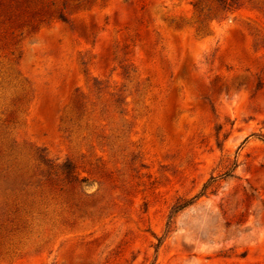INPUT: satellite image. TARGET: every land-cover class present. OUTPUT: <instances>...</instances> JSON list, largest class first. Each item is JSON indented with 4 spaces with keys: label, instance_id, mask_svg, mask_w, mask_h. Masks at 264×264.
<instances>
[{
    "label": "rangeland",
    "instance_id": "1",
    "mask_svg": "<svg viewBox=\"0 0 264 264\" xmlns=\"http://www.w3.org/2000/svg\"><path fill=\"white\" fill-rule=\"evenodd\" d=\"M4 1L0 264H264V0Z\"/></svg>",
    "mask_w": 264,
    "mask_h": 264
},
{
    "label": "trees",
    "instance_id": "2",
    "mask_svg": "<svg viewBox=\"0 0 264 264\" xmlns=\"http://www.w3.org/2000/svg\"><path fill=\"white\" fill-rule=\"evenodd\" d=\"M216 3V6L218 9L221 10H227V11H232L234 6H233V2L232 0H213ZM7 3L4 0H0V13L2 12V10H7ZM65 10V2H63L61 4V11ZM58 18L60 20H65L64 15L62 12L59 13ZM67 169V173L68 175H70L71 172H69V167L66 168ZM226 176H230V170L227 171L225 173ZM215 179L211 178L210 181H208L202 188V190L200 191V193H198L196 196H194L193 198L189 199V200H179L178 202H176V204H174V206L171 208L170 211V215H169V221L167 223L166 228H169L170 225V220L172 219V216H174L176 213L182 211L184 208H186L188 205L192 204V202H194L196 199H198L199 197L203 196L205 191L207 190L209 183L210 182H214ZM160 244V241H159Z\"/></svg>",
    "mask_w": 264,
    "mask_h": 264
}]
</instances>
